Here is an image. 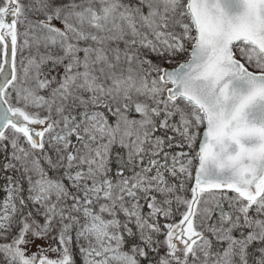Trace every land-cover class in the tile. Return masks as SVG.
Listing matches in <instances>:
<instances>
[{"label":"rangeland","instance_id":"374dc122","mask_svg":"<svg viewBox=\"0 0 264 264\" xmlns=\"http://www.w3.org/2000/svg\"><path fill=\"white\" fill-rule=\"evenodd\" d=\"M169 1L176 6H182L185 12L186 0ZM17 2L19 6L17 39L21 42L18 59L21 68H16V77L21 80V84L17 92L13 93L15 97L11 95L14 103L10 105L21 109L32 118L44 119L49 125L48 133L54 128L50 141L42 143L41 152L44 153V159L50 160L53 170L62 174L57 180L59 181L58 189H55L52 186L53 183L46 179L45 174L34 163L35 161L26 156V150L12 147L14 154L8 169H12V166L16 168L19 174L25 177L28 189L21 191V194L9 185L4 190V199L0 202V264H32L36 253L42 254L43 264H66L67 262H70L69 264H136L131 256L118 248V239L115 234H112L111 229L118 226L117 230L120 232V224H115L113 219L110 220V213L115 214V209L121 213L118 207H126L125 216L134 223L140 205L146 203L150 208L147 220L152 221L153 215L159 210L166 209L167 196L164 195L163 201L158 200L168 184L173 186L176 194H182L180 198L186 197L188 201L190 200L194 160L190 155L181 157L179 153L174 157L168 156L171 158L166 164L163 161L164 157H160V151L162 147L170 145H183L189 149H196L201 137L202 119L196 114L192 115V111L187 107H182L179 113L184 120L188 116L192 118L195 125L194 131L192 132L188 126H183L167 137H163L159 142L156 140L145 160L151 162L152 171L140 180L128 178L112 185L106 179L100 180L96 177L94 167L97 165V168L102 163V158L107 159V148H110L119 133L122 135L128 133V126L121 125L118 131H114L116 135L113 133L109 135L105 128L87 131L88 125L89 128H95L92 123H95L96 119L92 115L86 116L88 125L75 127L71 129L73 132L67 131L68 135L63 143L59 141L58 136L66 133H58V130L62 128L54 127L52 115L44 114L45 116L42 117L35 112V110L37 112L50 110L44 106L36 109L35 106H40L42 103V100L36 101V98L37 94L45 92L47 88L54 89V86L63 84L64 73L68 71L71 75L73 74L66 78L70 81L72 79L73 82L71 94L65 102L63 100L65 96L60 93L59 101L56 100L57 108L65 109L71 103L73 108L81 105L83 109H88L96 104H102L104 100L113 113L116 111L119 115L126 114L132 107V103L126 96L119 99L115 95L118 90L117 83L127 84L129 87L131 79L136 78L140 81L143 77L144 86H146L156 71L173 69L185 62L188 59V54L186 55L188 44L189 47L192 45V43L190 45V33L193 31L189 21L185 14L180 21L179 16L173 12L167 16L159 12L156 17L164 18L161 24L151 22L145 26L139 23L142 27L139 24L135 25L134 31L131 32L132 38L122 45L118 42L127 34L124 33L127 28L120 26L124 25V21L118 22L116 4L104 18H97L96 15L93 18L90 14L91 8L79 12L80 15L74 12L59 15V11L67 6L66 3L71 6L83 4L84 7L87 5L90 7V4L95 5L98 0H17ZM3 4V0H0V9ZM22 16L26 17L23 22H20ZM36 22L43 25H40L38 29L41 31L35 28ZM47 29L48 32L45 31ZM154 35L158 40L156 47L150 41ZM68 36L71 38L70 41L73 40L74 43L82 46H86L82 44L85 40L93 43L90 39L99 38L105 44L117 46L115 50L124 53L125 57L124 59L113 57L104 49L102 57H98L95 50L90 51V54L88 53L80 62H70V59L75 60L74 55H77L79 51L73 47L72 57L67 56L66 42L63 41L68 40ZM235 54L251 72L264 74V61L255 50L238 45L235 47ZM108 57L113 59L107 61ZM65 61L68 63L64 64ZM69 62L73 65H69ZM148 93L154 99V103L166 104L159 100L154 92ZM15 100L19 103L16 104ZM141 102L146 105V108L147 103H152L147 100H141ZM48 106L51 107V103ZM148 124H150L149 120L142 123L140 127L136 125L137 131ZM129 132L131 133V130ZM5 136L0 143V154L2 150H5L1 146L5 142L7 145H16L15 141H10L11 136L18 139L16 134L13 136L7 133ZM100 150L103 155L99 157V160L97 153ZM187 154V152L184 153V155ZM64 192L68 194L66 199L63 198ZM261 200L256 205L263 207L264 200ZM58 203L68 204L70 222L56 214ZM242 211L248 219L253 238H258L260 241L264 237V219L257 218L252 224L250 211L248 214L245 213L244 204ZM199 216V219H203L207 225L209 220L206 223V219L209 216L206 214ZM196 218L195 229L204 237L205 230L196 226ZM234 225L235 220L229 227ZM172 227L168 229L163 240ZM207 230L216 243L225 245L226 242H231L234 245H228L222 256L213 257L212 253H207L212 247L206 243L207 239L203 238L202 243L193 248L186 261L177 259L180 264H243L244 257L240 258V254L237 256L234 253L238 252L241 245L233 243L236 241L231 239V232L216 228ZM153 233V227L141 231L144 249L151 246ZM262 257L264 259V254ZM262 263L264 264V260Z\"/></svg>","mask_w":264,"mask_h":264},{"label":"water","instance_id":"95a60500","mask_svg":"<svg viewBox=\"0 0 264 264\" xmlns=\"http://www.w3.org/2000/svg\"><path fill=\"white\" fill-rule=\"evenodd\" d=\"M0 9V140L8 130L22 135L30 148L42 150L49 125L6 101L16 78L17 0ZM194 32L188 59L163 69L169 101H184L203 118L193 186L185 214L163 240L162 264L186 261L203 235L195 229L202 196L230 193L245 213L264 195V74L253 73L235 58L234 46H250L264 61V0H186ZM43 260L34 255L33 264ZM184 264V263H182Z\"/></svg>","mask_w":264,"mask_h":264},{"label":"trees","instance_id":"16d2710c","mask_svg":"<svg viewBox=\"0 0 264 264\" xmlns=\"http://www.w3.org/2000/svg\"><path fill=\"white\" fill-rule=\"evenodd\" d=\"M151 1L152 0H98L95 5L90 4V7L89 5L84 7L83 4L80 6H71L66 3L67 6L59 11V15H64L66 13L70 14L73 12L76 15H80L79 12H82L84 9L91 8L94 9H90V14L93 15V18H95L96 16L97 18H104L106 16V13L112 10V6L116 4L118 22L124 21V25L120 26L121 28H127L126 32H124L127 34L124 35L123 38L119 39L120 41L118 42V44L125 45V42L132 38L131 32L134 31L133 27L135 25L140 23L142 26H145V24L148 25L151 22H153L154 24L156 22L161 24L164 21V18L156 17L159 12H163V16H167L170 14V12H173L176 16H179L178 19H183V14H185V12L182 6H176L169 0ZM70 8L72 10H70ZM24 17L26 16H22L20 22H23L25 20ZM182 19L180 21H182ZM50 23L52 22L50 21ZM36 24L37 25H34L35 28L37 30L40 29V25L42 24H40L39 22H36ZM46 28L50 29L49 27ZM48 29L45 31L48 32ZM190 37L191 45L194 39V34L192 32L190 33ZM70 39L71 38L69 37L68 40L64 39L63 41L66 42L65 53H68L67 56H69V58L72 57L71 49L73 47H75L79 51L77 55H74L76 56L75 60L70 59V62H80L83 58H86L88 53L90 54V51L95 50L96 54H98V57H102V52H104V49L105 51H108L109 54L113 57H122L123 59L125 57L124 53L115 50L117 46L105 44V42L96 37L90 39V41L93 43H89L88 40H85L82 44L86 46L74 43V41H70ZM150 41L155 44V47L157 46L158 40L155 35L150 39ZM20 46L21 42L19 39L16 61V68L18 69L21 68V63L18 59ZM189 49L190 47L188 44L186 55L188 54ZM112 59V57L106 58L107 61H111ZM70 62L69 65H73ZM67 63V61L64 62V64ZM160 72L156 71L155 75L151 78V80L148 81L146 86H144L145 80L143 79V77L140 81H138V79L136 78L131 79L132 82L130 83L129 87L127 84L122 85L117 83L118 90L115 92V95H117L119 99H123L126 96L132 103V107L128 110V112H126V114L119 115L116 114V111L113 113V110L111 108L109 109V106H107V102L104 100L101 102L102 104H96L88 109H83V106L81 105H79L77 108H73L71 103L68 104L69 107L65 109L60 110L59 108H57L56 100L59 101V96H61L60 93L65 96V99L63 98V100L67 102L68 95L71 94L70 90L72 89L73 85L72 79L71 81L66 79L67 77L73 76V74L71 75V73L65 71L63 84L54 86V89L53 87L47 88L45 92H40V94H37L36 101L42 100V103H40V106H35V108L41 109V107L44 106L46 109L50 108V110H41V112H37L35 110V112L37 114H40V116L42 117L45 116L44 114H51L54 127L62 128L58 130V133L67 131L73 132L71 129L75 127H84L85 125H88L86 124L85 118L86 116L90 115L94 116L96 119V122L92 123L94 124L95 128H89L88 125L87 131H89V129L91 131H95L97 130V128H105L109 135H111V133L116 135L114 131H118L121 125L123 127L128 126V133L126 132L125 135L119 133V135H117L110 148H107V159L102 158V163L99 164L97 168L96 165L94 169L96 171V177H98L100 180L106 179L112 185L117 181H123L128 178L140 180V178L146 176L148 172L150 173L152 171L151 162L145 160L147 157V153L152 150L153 143L156 140H158L159 142L160 139H162L163 137H167L170 133L175 132L179 129V127L183 126H188L192 132L194 131L193 129L195 128V125L192 118L188 116L184 120L179 113L180 109L182 107H187L192 111V115L198 113L194 108L187 105L181 100L170 102L166 98L165 92L167 87L161 84L159 80ZM20 84L21 80L17 79L16 77L15 83L10 88L7 94V100L9 103H14L11 95H14L13 93L17 92ZM149 91H152L154 92V94L158 95V99L164 101V103L166 104L163 105V103H154V99H152L148 93ZM141 100H147L149 102L152 101V103H147L148 106L146 108V105L142 103ZM15 102L16 104L19 103L18 100H15ZM50 103L51 107L48 106V104ZM59 110L60 113L58 112ZM147 120L150 121V124H148L146 127L144 126V128L140 131H137L136 125H139L140 127V125ZM53 130L54 128H52V131ZM129 130H131V133L129 132ZM52 131L46 135L47 139L51 137ZM99 135L101 136L100 133ZM11 139L12 140L10 141H15V146H12V144L7 145L6 142L1 145L5 150H2V153L0 154V202L2 201V199H4V190L9 185L13 186L16 191L18 190V192H20L21 194V191H27L28 189L25 183V177L19 174L16 168H14L12 165V169H8V165L11 164V157L14 154L12 147H14L15 149L26 150V156L28 158H32L35 161L34 163L38 165L39 170L45 174L46 179L49 182L53 183L52 186L55 189H58L57 184L59 183V181L57 180L61 177L62 173L53 170L52 165L49 163L50 160L44 159V153L31 150L25 143L23 138H21L20 136H18V139L12 138L11 136ZM8 146L11 147L9 148ZM186 152L188 154L184 155V153ZM179 153H181V157H187L190 155V157L194 160V164H196V149H189L187 146L183 145H170L162 147L160 151V157H164L163 161L167 164L168 159L171 158L168 156L174 157V155L177 156ZM97 155L99 159V157L103 155L102 150H100ZM63 195V198L65 199L68 197L67 192H64ZM164 195H166L168 198L166 199V209L159 210L157 214L153 215L152 221L147 220L149 219L150 208L146 203H142L140 205L134 223H131L130 220L125 216L124 212L127 211L126 207H118L121 213H118L115 209L114 211L116 215L114 213H110V220L113 219L114 222H116L115 224H120V232L117 230L118 226L113 225L115 229H111L112 234H115L118 239V248H121V251L123 253L131 256L136 264H162L160 261V252L163 238L168 229L176 224L185 213L188 199L186 197L180 198L179 196H181L182 194H176L172 185H167L166 190L158 200L159 202L165 199L163 198ZM21 196L24 197L23 195ZM262 200H264V197L262 198ZM60 204H62V208L60 207ZM242 206L243 203L233 194H207L203 197L199 206L196 218V226L199 229L205 230L204 239H207L206 243L210 247H212V249L207 253H212L213 257L222 256L225 253V250H227L228 245L231 246L232 244L231 242H226L225 245L222 243H216L212 239L207 229H224L229 233L231 232V239L233 241H236L233 243L238 244V246L240 243V249L237 253H234L237 256L241 255L240 258H242V256L244 257L242 261L243 264H263L262 261L264 259L262 256L264 254V237H262L260 241L258 240V238H253L251 227L249 226L248 219L242 211ZM68 207V204L58 203L56 214L59 217L62 216L66 218L68 222H70L71 217L68 213ZM61 210L65 211L62 212ZM200 214H206V216H209L206 219V223L209 220L207 225L204 223L203 219H199ZM250 217L252 218V224L257 218L264 219V206H254L250 210ZM234 220L235 225L233 227H229L231 223L234 222ZM150 227H153L154 229V233L152 234L153 242L149 248L144 249L145 245L144 241L142 240L143 234H141V231L149 229ZM202 241L200 243H202Z\"/></svg>","mask_w":264,"mask_h":264}]
</instances>
